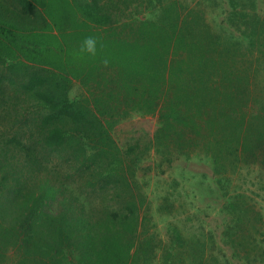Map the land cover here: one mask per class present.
Segmentation results:
<instances>
[{
    "label": "trees",
    "instance_id": "16d2710c",
    "mask_svg": "<svg viewBox=\"0 0 264 264\" xmlns=\"http://www.w3.org/2000/svg\"><path fill=\"white\" fill-rule=\"evenodd\" d=\"M14 1L19 9L12 16L0 4V42L5 41L0 43V69L9 72L0 75V264H184L183 259L185 264H219L214 253L203 251L201 241L175 227L170 226L168 244L161 243L145 181L135 176L142 151L116 146L107 128L114 123L104 121L101 102L99 107V102L66 98L67 83L77 78V49H59L60 75L8 59L12 49L39 39L38 20L28 16L39 0ZM68 1L91 27L103 31L94 63L107 57L119 77L127 78L135 68L141 74L154 51L160 52L161 72L150 83L156 101L166 99L165 92L186 91L182 78L170 75L174 66L199 61L188 55L170 59L179 44L188 54L203 47L200 61L218 70L216 80L221 82L235 56H249L254 67L243 60L244 72L259 74L264 84V15L255 11L254 0H226L227 20L241 30L237 37L225 31L214 38L200 26L203 12L185 6L182 13L175 0L165 4L164 13L145 20L131 18L143 12L141 0ZM121 19L127 20L119 24ZM166 29L164 38L158 35ZM192 37L197 41H187ZM156 101L148 105L159 124L150 147L163 158L195 149L208 156L214 183L226 198L224 210L232 219L225 232L232 255L243 264H258L246 246L263 236L264 219L258 201L235 180L244 168L249 186L264 190V98L244 112L228 108L240 120L233 135L226 136L229 125L220 124L218 136L191 102ZM183 133L190 139L181 142ZM170 188L169 201L175 203L181 194L175 185ZM170 207L156 209L165 213Z\"/></svg>",
    "mask_w": 264,
    "mask_h": 264
},
{
    "label": "rangeland",
    "instance_id": "374dc122",
    "mask_svg": "<svg viewBox=\"0 0 264 264\" xmlns=\"http://www.w3.org/2000/svg\"><path fill=\"white\" fill-rule=\"evenodd\" d=\"M141 1L144 2L142 4L143 12L136 13L131 18L145 20L149 19L151 14L160 15L164 13L165 4L170 0H160L158 4L155 2L156 0H148V5H145L147 0ZM175 1L178 3L177 10L180 12L185 6L187 9L194 8L192 10L199 9L203 12L200 26L207 27L213 38L221 36L225 31L234 37L239 36L241 28L231 25L227 20L226 0ZM254 1L255 11L264 15V0ZM0 4L3 5L2 9L6 8L9 11L19 9L14 0H0ZM34 8L32 14L28 16L36 17L38 20L39 26L35 32L39 39L37 42L29 40L26 45L12 49L8 59H12L14 62L30 64L34 68L60 75L63 74L57 64L60 48L69 45L71 49L79 51L82 41L91 32L95 33L94 37L98 42L103 38L102 29L91 27L78 14L74 4L68 0H39V4ZM1 16L5 18L4 15ZM127 19H121L118 23H123ZM151 20H156L155 23L159 21L157 18H151ZM20 33L29 39L27 32L21 31ZM167 34L166 29L164 32L160 31L158 35L164 38ZM194 40L197 41L193 37L187 38L190 43ZM1 42L5 43L4 40ZM237 48L241 49L238 46ZM179 49L180 44L172 49L175 54L170 59L175 60L176 56L180 55H188L189 60L190 58L199 59V61L197 59L194 62L190 61L187 64L189 66L185 64L179 68L176 65L170 71V75L182 78L180 80L183 84L180 86L186 90L185 92L177 93L176 91V94H173L172 91L165 92L166 99H157V101L155 96L153 97L150 93V83L161 72L159 70L160 52L155 50L150 66L147 65L144 69H140L141 74L139 69L135 68L133 73L126 74L129 75L127 78L124 74L118 76L117 69L111 64L112 62L105 66L103 62L94 63L96 56L92 57L86 54L81 56L80 62L74 70L77 78L70 79L69 84L67 83L66 98L68 101L86 99L87 102H99V107L101 102L103 104L101 107L106 113V116L103 117L104 121L114 123L107 128H109L108 133L110 138L115 141L116 146L120 150H124L129 145L132 148H137L136 151H142V161L135 176L140 182L145 181L147 196L152 205V220L162 244H168L171 226L179 229L183 236H194L195 240L201 241L203 251L206 254L214 253L219 264H243L232 255L225 238V232L231 227L232 219L224 210L226 198L214 183L216 177L208 156L201 150L195 149V151H186L183 154L172 152L170 156L163 158L164 156L150 147L159 124L156 113H149L148 105L155 101L191 102L192 107L196 108L198 113H202L203 118L208 121L206 127L209 130H216L219 136L222 133L220 124L224 123L229 125L225 136L228 133L233 135L237 129L236 125L239 124L240 116L233 117L227 109L238 108L244 112L246 106H249L251 102L262 103L264 84L259 74L254 75L253 78L250 72H244L247 69L240 63L243 60L254 67L249 56L246 58L235 56L231 67L223 70V78L226 77V79L221 82L219 79L216 80L219 77V71L208 68L204 60V63L200 61L201 56L204 58L203 47L201 51L192 50L189 54L184 46ZM215 50L218 51V49ZM167 72L169 73L168 69L166 76ZM8 73L6 70L0 69V75L8 76ZM118 78H120V83L117 84ZM243 105L245 106L242 107ZM179 139L181 142H185L190 137L183 133ZM229 139L231 138L228 137L227 140ZM194 144H196L195 141L192 142L193 146ZM245 173H247L245 169L241 168L240 177L235 180L236 184L241 185V190H245L249 198L258 201L259 210H261L264 219V190L261 191L257 185L249 186L250 174L246 175ZM172 184L181 194L175 203L172 202L173 198L169 201ZM262 188L264 189V185ZM166 205H171L169 212L167 209H165L167 211L165 213L158 212L156 209ZM262 233V237L254 239L255 244L250 243V246H246L247 249L250 247V253L255 255L258 264H264V228H262ZM183 262L185 264L184 259ZM154 264H160V262L157 261Z\"/></svg>",
    "mask_w": 264,
    "mask_h": 264
},
{
    "label": "clouds",
    "instance_id": "9594fccd",
    "mask_svg": "<svg viewBox=\"0 0 264 264\" xmlns=\"http://www.w3.org/2000/svg\"><path fill=\"white\" fill-rule=\"evenodd\" d=\"M97 46H98L97 38L93 36H88L82 41L79 49V53L81 56L86 54L95 57L97 55ZM101 47H103V45H101ZM103 63L105 66L108 65L109 61L107 57H105Z\"/></svg>",
    "mask_w": 264,
    "mask_h": 264
},
{
    "label": "crops",
    "instance_id": "0c3cea01",
    "mask_svg": "<svg viewBox=\"0 0 264 264\" xmlns=\"http://www.w3.org/2000/svg\"><path fill=\"white\" fill-rule=\"evenodd\" d=\"M17 6H18V5H17ZM11 12H12V11L9 12V15L12 16ZM100 93H101V91H100ZM100 96H101V94H100ZM100 101H101V97H100Z\"/></svg>",
    "mask_w": 264,
    "mask_h": 264
}]
</instances>
